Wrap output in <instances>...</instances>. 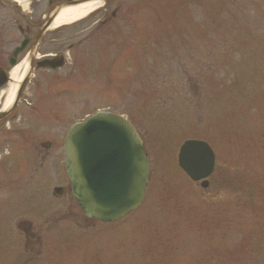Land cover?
I'll return each instance as SVG.
<instances>
[{
    "label": "rangeland",
    "instance_id": "374dc122",
    "mask_svg": "<svg viewBox=\"0 0 264 264\" xmlns=\"http://www.w3.org/2000/svg\"><path fill=\"white\" fill-rule=\"evenodd\" d=\"M107 5L47 34L45 52L66 53L67 65L36 72L23 95L21 147L0 170V264H264V0ZM104 8L116 18L98 29ZM35 9L48 7H0V45L21 40L13 18L23 25ZM103 111L132 124L150 159L142 207L114 224L87 219L69 182L32 171L30 146L62 149L74 123ZM188 140L216 155L206 189L178 166Z\"/></svg>",
    "mask_w": 264,
    "mask_h": 264
},
{
    "label": "water",
    "instance_id": "95a60500",
    "mask_svg": "<svg viewBox=\"0 0 264 264\" xmlns=\"http://www.w3.org/2000/svg\"><path fill=\"white\" fill-rule=\"evenodd\" d=\"M105 1L77 0L58 8L42 33L64 9ZM24 47L25 43L16 49L14 56ZM62 65L61 61L52 60L41 63L40 67L57 69ZM30 75L28 70L11 107L19 102ZM4 83L5 79L0 86ZM64 150L71 193L86 217L115 223L141 207L150 179V160L141 136L126 118L110 112L93 115L71 129ZM178 165L193 182L201 183L206 189L215 169V154L206 142L189 140L180 147Z\"/></svg>",
    "mask_w": 264,
    "mask_h": 264
},
{
    "label": "flooded vegetation",
    "instance_id": "af4514ba",
    "mask_svg": "<svg viewBox=\"0 0 264 264\" xmlns=\"http://www.w3.org/2000/svg\"><path fill=\"white\" fill-rule=\"evenodd\" d=\"M38 1L40 2V0ZM44 1H45V5L48 7L49 10V11L47 10L46 13L35 14L36 11L35 9L33 12L31 11L28 12L27 15L22 14L23 25L19 24L18 19L16 20V18H13L15 22L14 26H16V29L21 36V40L15 46H13L14 44L12 43H9L7 45L5 44L0 45V83H2V81H4L5 79V84H3L0 87V101H2V103L3 101L5 102L7 100L8 90L12 82L11 71L21 63L22 54L26 55V58L23 61L27 62V70L31 72L30 78L21 92L19 102L13 107L4 106L0 108V116L6 114L3 118L0 119V170L1 171L6 168L5 165H4L5 168L3 167V164L5 163L4 160L15 155L13 147H21V145L18 144L15 140L19 139V125L22 119L20 115V107L27 86L29 85L32 78L35 77L36 72H41V71L56 72L59 70V69L53 70L49 68H43L40 67V64L46 61L57 60L63 63L62 68H64L67 65L66 53L52 54L50 52H45L48 51V48L44 47L45 41L47 39V34L52 29L53 26L48 27V29L44 33H42V30L48 25L49 20H51L52 18L51 17L52 13L55 10L67 6L75 0H44ZM109 1L111 0H107L105 4L102 5L101 7L104 6L105 8H107L108 6L107 3ZM16 3L17 0H13L10 3H7L5 1H0V7L2 9L13 7L16 6ZM105 8L103 9L106 12L105 19L100 22V26L98 27V29H101L109 25V23L116 18V11L111 13V16H109L108 13L110 10L109 8L108 9ZM3 20L5 22L6 19L3 17ZM22 43H25V48L23 52H21L18 56H14L15 50L18 47H20ZM73 49L74 47L70 46L68 48V51H72ZM34 108L35 107L33 106V109ZM29 118L34 125L41 123L42 120H46L43 117L35 116V114H32ZM70 129L67 131V133L64 136L62 146H60L63 147L62 149L56 148V150H53V147H59V146L52 144L50 141H43L40 142L39 145L30 146L32 147V150L36 152V156L39 157V162L38 163L35 162L32 171L33 174L36 173L34 176L38 179L40 183L46 184L52 181L60 182V183L69 182L65 171L66 157L64 153V141ZM38 147H40L42 150L38 149ZM1 181H3L2 172H0V184ZM66 188L67 187L65 185L56 186L53 189V194L58 195V193L60 192L61 195L63 196L64 193L66 192Z\"/></svg>",
    "mask_w": 264,
    "mask_h": 264
},
{
    "label": "bare ground",
    "instance_id": "6f19581e",
    "mask_svg": "<svg viewBox=\"0 0 264 264\" xmlns=\"http://www.w3.org/2000/svg\"><path fill=\"white\" fill-rule=\"evenodd\" d=\"M28 1L29 0H17V3L20 5H24L26 7ZM100 7H101V3L91 2V3H85L78 7H71L64 9L63 11L60 12L58 17L56 18L53 24V28H60L63 26H68L76 22H79L89 17L92 13L96 12ZM26 72H27L26 61H22L17 67H15L11 71V80L13 84L9 87L8 90V96L6 100L8 102V105L13 101L16 91V84H18L22 80Z\"/></svg>",
    "mask_w": 264,
    "mask_h": 264
}]
</instances>
